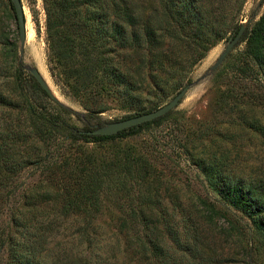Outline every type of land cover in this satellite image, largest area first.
<instances>
[{
  "label": "trees",
  "instance_id": "obj_1",
  "mask_svg": "<svg viewBox=\"0 0 264 264\" xmlns=\"http://www.w3.org/2000/svg\"><path fill=\"white\" fill-rule=\"evenodd\" d=\"M248 1L42 0L50 71L85 112L60 105L58 114H49L33 102L26 82L49 96L18 63L13 44L15 65L9 75L0 72L5 264H232L213 229L220 219L245 262L264 264L257 257L264 251V12L240 43L245 50L216 75L223 89L212 101L214 119L198 123L194 136L165 150L152 136L142 147L130 142L175 111L113 136L86 133L112 106L129 110L126 119L155 111L180 92L208 53L241 25ZM31 12L36 19L34 5ZM72 115L84 129L71 123ZM175 148L203 175L211 197L195 203L183 179L159 172V160L176 163ZM26 169L40 179L19 188ZM106 201L119 203L111 235L98 220Z\"/></svg>",
  "mask_w": 264,
  "mask_h": 264
},
{
  "label": "rangeland",
  "instance_id": "obj_2",
  "mask_svg": "<svg viewBox=\"0 0 264 264\" xmlns=\"http://www.w3.org/2000/svg\"><path fill=\"white\" fill-rule=\"evenodd\" d=\"M30 1L34 4H31ZM258 1L259 0L248 1L245 13L246 18L243 21L248 19L252 11L257 7ZM23 3L27 20V41L25 45L24 57L22 60H20V36L16 15L15 12L11 9L8 0H0V72L5 71V73L9 75L11 69H13L15 65L14 55L17 54L13 51L12 46L14 43H16L18 63L20 61V64L23 68L25 67V65L37 67L43 77L46 79V81L50 84L57 97L60 99V101H62V103H64V105L72 108L76 112L84 113V109L77 101L66 96L62 92L50 71L48 61V47L46 44V15L43 10L42 0H23ZM32 5H34L37 11L36 19L34 18L31 12ZM263 12L264 7L261 10L260 14L262 15ZM29 27H31L32 29L31 37H29L28 35ZM226 46L227 40L218 44L208 53V56L190 74L191 82L195 81L196 79H199L202 75L205 74V72L215 63L216 59L221 55ZM245 47V43L239 44L232 51V53L228 56V58L225 60V62L214 75H212L207 80L200 82L198 85L192 87L187 93L182 103L180 104V106L174 110V117L170 118V121L165 122L161 126L152 127L149 133H142L139 136L132 138V141L130 142L136 146L142 147L146 145L147 141L149 140L148 137L152 136L156 139L157 149L165 150L166 148L173 147V145H178L179 139H182L187 134H191L192 136H194L196 134L194 131H197V129L201 126L198 123L201 124L202 122L214 119L215 115H213L212 113V101L215 97L216 92H218L220 89H223L221 85L218 86L216 84V75L218 74V72L226 70V67L229 64L228 61L232 59V57L238 55V53L244 51ZM24 70L27 71L26 69ZM2 80L3 78L0 77V82ZM187 84L188 83L184 82L183 87H185ZM0 87L3 88L4 86L0 83ZM25 87L27 88V92L31 95L33 102L41 105L46 112H49V114L56 113L55 110L59 108V104L55 103L50 98L48 100L42 98L41 95L31 87L29 82H26ZM174 93L175 92H172L166 98H164V100L158 102L159 108L167 104L175 96ZM18 105H20V110L21 108L25 107V103H20ZM151 106H153V104H150L147 107ZM128 114L129 110H123L118 106H112L110 110L101 114L100 117L93 118L91 125H102L105 122L122 120ZM59 115L61 117L66 116L63 113ZM14 117L16 119H24V116L20 117L17 112ZM66 118H69V116H66ZM70 121L79 129L85 128V123L75 115H72L70 117ZM255 143L259 144L260 141H255ZM89 147L96 148V145L92 144ZM175 149H177L176 155L174 156V159L176 157V163H174L173 160L169 158L159 160V162H157L159 172L163 171L164 174H175L178 175V179H183L186 184L185 190L188 191V196L192 198L193 202L195 203L198 202L200 196L203 198L211 197L212 192L209 190L206 183L204 182L203 175L196 168H193L191 165H189L186 156L180 154V149L182 148ZM96 151L103 153L110 152L106 148H98L96 149ZM248 157L250 158V160H247L248 158H245V155L243 159L250 162L251 165L258 163L256 156L250 157L248 155ZM262 169L264 171V167H262ZM39 179V173L33 174L26 169L21 173L18 187L23 188L26 186H31L37 183ZM106 204L107 205H105V212L103 211L104 215L99 217L98 220L104 225H106L108 234L111 235V227L118 223L117 220L119 215V209L117 204L119 203H111V201H106ZM216 223H218V225L216 227H213V229L216 234H218L217 236L221 244L224 245L225 249L229 250L232 254V264H247L243 257V248L240 247L236 241L231 238H228L227 233L229 231V226L227 224V221H225L224 219H220L217 220ZM110 240L113 239L110 238ZM77 247V244L71 246L73 250L77 249ZM0 256V264H5L6 254L4 252H1ZM119 257L122 256L120 255ZM257 257H259L260 260H264V251L260 252Z\"/></svg>",
  "mask_w": 264,
  "mask_h": 264
},
{
  "label": "water",
  "instance_id": "obj_3",
  "mask_svg": "<svg viewBox=\"0 0 264 264\" xmlns=\"http://www.w3.org/2000/svg\"><path fill=\"white\" fill-rule=\"evenodd\" d=\"M10 1L13 5L17 24H18L19 36H20L19 55H20V60H22L25 54V45L27 41V20H26L25 7L23 0H10ZM263 7H264V0H259L257 7L252 11L248 19L242 21L238 29L235 30L234 33L229 37V39L227 40L226 48L221 53V55L216 59L215 63L199 79H196L191 83H188L167 104L150 113L141 114L118 121L105 122L102 125L90 124L89 127L92 130L86 133L93 136H113L132 127H136L144 123L153 121L155 119L164 117L169 113H171L172 111H174L176 108L180 106V104L182 103V101L184 100L187 93L192 87L198 85L200 82L207 80L217 72V70L222 66V64L232 53V51L243 41L251 25L259 20V18L261 17L260 13ZM24 69H26L34 77V79L37 81V83L46 92V94L49 96V98L52 101H54L55 103L61 106L70 108L64 105L62 101H60V99L57 97L52 87L50 86V84L46 81V79L43 77V75L41 74L40 70L37 67L31 65H25Z\"/></svg>",
  "mask_w": 264,
  "mask_h": 264
},
{
  "label": "bare ground",
  "instance_id": "obj_4",
  "mask_svg": "<svg viewBox=\"0 0 264 264\" xmlns=\"http://www.w3.org/2000/svg\"><path fill=\"white\" fill-rule=\"evenodd\" d=\"M28 29H29L28 30V35H29V37H31L32 36V29H31V27H29Z\"/></svg>",
  "mask_w": 264,
  "mask_h": 264
}]
</instances>
